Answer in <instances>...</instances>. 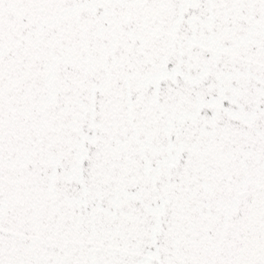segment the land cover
I'll return each instance as SVG.
<instances>
[{
	"label": "snow or ice",
	"instance_id": "1",
	"mask_svg": "<svg viewBox=\"0 0 264 264\" xmlns=\"http://www.w3.org/2000/svg\"><path fill=\"white\" fill-rule=\"evenodd\" d=\"M0 264H264V0H0Z\"/></svg>",
	"mask_w": 264,
	"mask_h": 264
}]
</instances>
